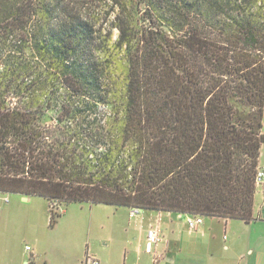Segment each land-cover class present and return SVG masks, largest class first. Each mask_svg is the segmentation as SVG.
I'll list each match as a JSON object with an SVG mask.
<instances>
[{
    "label": "trees",
    "instance_id": "obj_1",
    "mask_svg": "<svg viewBox=\"0 0 264 264\" xmlns=\"http://www.w3.org/2000/svg\"><path fill=\"white\" fill-rule=\"evenodd\" d=\"M142 2L113 42L64 0H0V192L46 198L51 227L75 202L250 222L264 0Z\"/></svg>",
    "mask_w": 264,
    "mask_h": 264
},
{
    "label": "crops",
    "instance_id": "obj_2",
    "mask_svg": "<svg viewBox=\"0 0 264 264\" xmlns=\"http://www.w3.org/2000/svg\"><path fill=\"white\" fill-rule=\"evenodd\" d=\"M263 148L264 144L259 168H264ZM15 194L21 196L0 201V264H26L31 255L35 256L32 264H83L88 252L102 264H264V189L259 186L252 221L203 217V223L195 230L189 228L187 235L188 215H177L181 220H175L157 211L138 216L129 211L122 222L120 209L131 208L90 202L64 207L51 227L46 198ZM35 198L46 200L48 207H40ZM159 219L164 236L156 247V260L146 250V242L148 229ZM26 245L33 250L27 251Z\"/></svg>",
    "mask_w": 264,
    "mask_h": 264
},
{
    "label": "rangeland",
    "instance_id": "obj_3",
    "mask_svg": "<svg viewBox=\"0 0 264 264\" xmlns=\"http://www.w3.org/2000/svg\"><path fill=\"white\" fill-rule=\"evenodd\" d=\"M65 4L69 6V8H72L74 11L78 12L81 14L84 18L89 20L95 25L96 30H99L98 34H100L103 38L109 39L113 42H115L118 39L119 36V31L117 30L116 27V14L120 10H122V15H124V19L126 20V17L129 15L133 16V18L136 20L140 18L141 14L143 13V2L141 3V0H64ZM122 5H124V9H122ZM167 11L171 9V5H168ZM125 13H124V11ZM149 22V21H148ZM148 22L139 20L138 22H133L132 28L134 30V33L131 34V36H136V32H141L142 30L140 28H148L149 24ZM138 40V38L134 37V41ZM114 56V53H112ZM118 56L116 58V62L118 60ZM115 60V59H114ZM119 76L121 75V71L117 73ZM99 113H104L105 116H109L111 111L107 109L106 106H101V109L99 110ZM262 158L264 159V148H263V154ZM19 194L11 193L10 197L13 198H19ZM35 202H38V205L40 207L46 208L47 206V201L42 199V198H35ZM48 207V206H47ZM112 210V209H111ZM122 210L119 211L118 214H121L124 218H122V222L125 221L127 217V212L131 213V209L128 208H122ZM143 213V211L141 212ZM156 213H161L163 215V218H174L175 220H181L178 218L177 215H180L185 217L184 213H167V212H156ZM151 214H154V211L151 212ZM205 220H210V218L213 217H204ZM185 219V218H184ZM182 219V221H184ZM189 227L185 226V233L186 235L189 234ZM163 232V230H162ZM194 236L198 237L201 236L202 234H197L196 232H192ZM191 233V234H192ZM224 232L222 233V235ZM164 236V234H162ZM106 237V236H105ZM106 241L104 240L103 243ZM100 244V243H98ZM220 248L223 246V239L222 242L219 244Z\"/></svg>",
    "mask_w": 264,
    "mask_h": 264
},
{
    "label": "built area",
    "instance_id": "obj_4",
    "mask_svg": "<svg viewBox=\"0 0 264 264\" xmlns=\"http://www.w3.org/2000/svg\"><path fill=\"white\" fill-rule=\"evenodd\" d=\"M257 185L263 190L264 189V168H258L257 176H256ZM10 200V193L0 192V201L8 203ZM52 208L57 212L63 211V206L57 205V203L53 204ZM51 208V210H52ZM141 210L139 208H131V216H138L141 214ZM203 223V217L198 215H188L187 224L191 230H195L198 228L200 224ZM163 232L161 226V219L157 220L155 224H152L147 231V242H146V250L149 253L154 255V258L157 260V249L156 247L163 240ZM27 251H32V247L30 245H26ZM34 255H31L29 259H27L26 264H32ZM83 264H102L101 260L93 253L88 252L86 254L85 260Z\"/></svg>",
    "mask_w": 264,
    "mask_h": 264
},
{
    "label": "bare ground",
    "instance_id": "obj_5",
    "mask_svg": "<svg viewBox=\"0 0 264 264\" xmlns=\"http://www.w3.org/2000/svg\"><path fill=\"white\" fill-rule=\"evenodd\" d=\"M256 182H257V181H256ZM64 207H65V206H63V208H64ZM62 212H63V211H62ZM62 212H58V213H60V214H61Z\"/></svg>",
    "mask_w": 264,
    "mask_h": 264
}]
</instances>
